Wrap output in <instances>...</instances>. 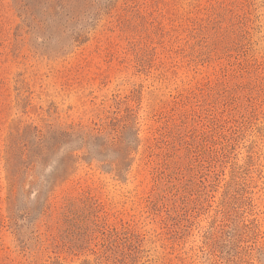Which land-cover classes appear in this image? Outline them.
Instances as JSON below:
<instances>
[{"label":"rangeland","instance_id":"obj_1","mask_svg":"<svg viewBox=\"0 0 264 264\" xmlns=\"http://www.w3.org/2000/svg\"><path fill=\"white\" fill-rule=\"evenodd\" d=\"M0 264H264V0H0Z\"/></svg>","mask_w":264,"mask_h":264}]
</instances>
